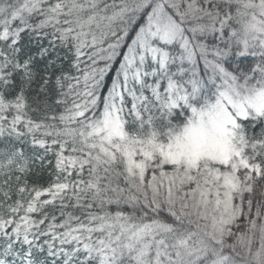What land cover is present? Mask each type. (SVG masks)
Listing matches in <instances>:
<instances>
[{
	"label": "snow or ice",
	"instance_id": "1",
	"mask_svg": "<svg viewBox=\"0 0 264 264\" xmlns=\"http://www.w3.org/2000/svg\"><path fill=\"white\" fill-rule=\"evenodd\" d=\"M0 264H264V0H0Z\"/></svg>",
	"mask_w": 264,
	"mask_h": 264
}]
</instances>
